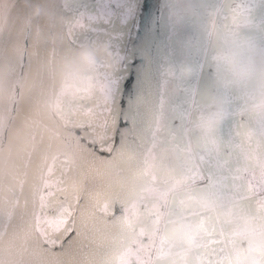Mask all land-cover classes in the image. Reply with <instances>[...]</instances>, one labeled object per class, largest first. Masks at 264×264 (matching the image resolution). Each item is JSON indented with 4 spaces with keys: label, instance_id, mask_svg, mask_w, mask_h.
I'll list each match as a JSON object with an SVG mask.
<instances>
[{
    "label": "flooded vegetation",
    "instance_id": "obj_1",
    "mask_svg": "<svg viewBox=\"0 0 264 264\" xmlns=\"http://www.w3.org/2000/svg\"><path fill=\"white\" fill-rule=\"evenodd\" d=\"M53 1L63 59L106 51L89 92L58 100L55 71L40 93L52 147L27 183L26 222L50 264H240L246 242L178 195L214 193L264 233V108L223 83L214 60L225 35L264 50V0H150L147 15L142 0ZM210 102L222 119L206 136L193 122ZM174 217L196 225L195 247L169 239Z\"/></svg>",
    "mask_w": 264,
    "mask_h": 264
},
{
    "label": "water",
    "instance_id": "obj_2",
    "mask_svg": "<svg viewBox=\"0 0 264 264\" xmlns=\"http://www.w3.org/2000/svg\"><path fill=\"white\" fill-rule=\"evenodd\" d=\"M54 11L53 0H0V264L51 263L26 222V189L42 151L52 147L40 102L42 86L51 83L69 49L56 39ZM151 85L157 87L152 116L159 78ZM127 99L134 103L133 96ZM160 246L157 259L163 256L165 246Z\"/></svg>",
    "mask_w": 264,
    "mask_h": 264
},
{
    "label": "clouds",
    "instance_id": "obj_3",
    "mask_svg": "<svg viewBox=\"0 0 264 264\" xmlns=\"http://www.w3.org/2000/svg\"><path fill=\"white\" fill-rule=\"evenodd\" d=\"M105 51L102 47L85 45L60 61L56 69L58 100L70 101L91 90L97 58ZM214 60L223 83L246 94H255L259 106L264 108V50L258 49L242 36L225 35L215 48ZM221 119L219 106L210 102L193 122V127L211 136ZM178 202L184 207H203L219 216L231 226L239 239L246 242L240 253V264H261L264 233L237 213L229 201L211 192H184L178 195ZM168 237L175 245L191 249L197 243L199 231L194 223L174 217L169 223Z\"/></svg>",
    "mask_w": 264,
    "mask_h": 264
},
{
    "label": "snow or ice",
    "instance_id": "obj_4",
    "mask_svg": "<svg viewBox=\"0 0 264 264\" xmlns=\"http://www.w3.org/2000/svg\"><path fill=\"white\" fill-rule=\"evenodd\" d=\"M141 11L147 15L150 12V0H142V3L140 5ZM136 62H132V66H135ZM135 77L132 73H129L127 79H126V86H130L131 83L134 81ZM119 122V121H118Z\"/></svg>",
    "mask_w": 264,
    "mask_h": 264
}]
</instances>
